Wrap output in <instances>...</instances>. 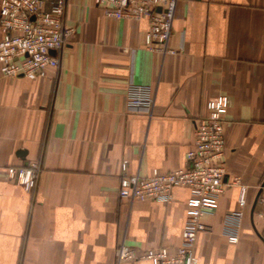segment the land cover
<instances>
[{
	"label": "crops",
	"instance_id": "obj_1",
	"mask_svg": "<svg viewBox=\"0 0 264 264\" xmlns=\"http://www.w3.org/2000/svg\"><path fill=\"white\" fill-rule=\"evenodd\" d=\"M64 23L73 30L58 70L0 71V264H118L122 242L139 256L175 250L189 190L175 188L169 204L130 203L123 166L142 177L185 168L194 121L219 96L229 100L226 182L240 184L204 218L198 264H264V0H179L175 55L147 49V21L108 18L94 0H67ZM130 83L154 90L151 114L129 108ZM31 163L41 171L27 190L7 169ZM235 211L237 242L224 234Z\"/></svg>",
	"mask_w": 264,
	"mask_h": 264
},
{
	"label": "built area",
	"instance_id": "obj_2",
	"mask_svg": "<svg viewBox=\"0 0 264 264\" xmlns=\"http://www.w3.org/2000/svg\"><path fill=\"white\" fill-rule=\"evenodd\" d=\"M105 16L116 20L147 21L146 47L162 55L178 54L183 47L171 45L173 26L179 0H94ZM67 0H54L49 7L44 0H1L0 3V71L6 77H40L50 70H58V54L64 49L73 29L65 27ZM128 106L151 114L155 106L154 90L130 83ZM229 108L226 96H219L207 104V114L194 121L195 138L187 153V166L173 171L155 169L146 177L126 174L120 180V197L130 203L151 200L169 204L177 187L190 192L186 222L180 245L171 250L160 247L139 256L124 242L117 250V263L147 259L152 264H198L197 240L208 230L204 218L214 214L220 197L228 185L240 184L234 177L226 182L225 122ZM39 163L11 166L9 179L31 190L38 179ZM264 186L261 188V191ZM245 188L242 187L243 194ZM264 202V197L261 198ZM244 213L227 215L224 234L237 242Z\"/></svg>",
	"mask_w": 264,
	"mask_h": 264
},
{
	"label": "water",
	"instance_id": "obj_3",
	"mask_svg": "<svg viewBox=\"0 0 264 264\" xmlns=\"http://www.w3.org/2000/svg\"><path fill=\"white\" fill-rule=\"evenodd\" d=\"M256 203H257V201H256ZM256 203H255V204H256Z\"/></svg>",
	"mask_w": 264,
	"mask_h": 264
}]
</instances>
